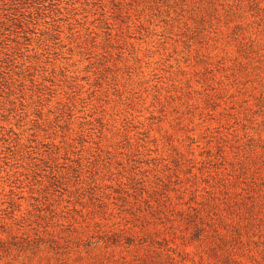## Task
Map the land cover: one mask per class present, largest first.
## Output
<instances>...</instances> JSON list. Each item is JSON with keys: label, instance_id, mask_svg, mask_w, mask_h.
<instances>
[{"label": "rangeland", "instance_id": "374dc122", "mask_svg": "<svg viewBox=\"0 0 264 264\" xmlns=\"http://www.w3.org/2000/svg\"><path fill=\"white\" fill-rule=\"evenodd\" d=\"M0 264H264V0H0Z\"/></svg>", "mask_w": 264, "mask_h": 264}]
</instances>
